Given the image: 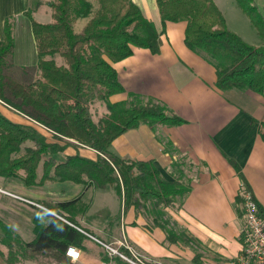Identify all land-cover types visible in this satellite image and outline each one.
<instances>
[{
    "label": "trees",
    "instance_id": "1",
    "mask_svg": "<svg viewBox=\"0 0 264 264\" xmlns=\"http://www.w3.org/2000/svg\"><path fill=\"white\" fill-rule=\"evenodd\" d=\"M155 2L163 27L167 22L186 23L184 44L213 66L219 90L238 89L264 96V46L250 45L230 31L212 0ZM235 2L264 42V17L253 0ZM48 6L51 11L48 23H39L27 14L40 71V78L34 83H20L5 73L14 50V38L12 18L3 22L0 105L26 117L30 124L13 123L0 113V177H19L27 186L49 181L109 186L121 202V214L133 209L152 219L153 225L164 231L168 242L192 246L166 211L181 207L191 190V180L183 181L181 170L178 177L165 180L152 161L120 157L111 151L114 139L140 125L155 131L158 125L185 123L151 98L128 94L122 102L109 100L124 92L112 64L130 57L134 48L158 54L161 34L132 0H49ZM81 18L87 22L75 33L73 24ZM56 55L61 57L62 64L56 63ZM94 102H102L107 111L97 121L91 113ZM261 128L264 142V123ZM39 129L51 133L52 141L48 142ZM28 141L33 145L24 146ZM82 146L95 151V158L78 153L63 156L62 161L55 158L69 147ZM229 162L242 180L241 192L235 197L240 216L241 193L251 190L237 164ZM40 163L42 175L36 180ZM38 204L44 209L36 208L32 221L35 238L29 243L0 221V246L7 250L5 255L0 248V258L6 264H16L19 257L35 258L45 253L56 264H71L65 250L69 246L81 248L88 238L70 224L79 227L73 216L80 208L86 211L87 205L79 197ZM257 207L264 219V209L258 203ZM109 259L105 255L104 261Z\"/></svg>",
    "mask_w": 264,
    "mask_h": 264
},
{
    "label": "crops",
    "instance_id": "2",
    "mask_svg": "<svg viewBox=\"0 0 264 264\" xmlns=\"http://www.w3.org/2000/svg\"><path fill=\"white\" fill-rule=\"evenodd\" d=\"M48 1L32 8V0H0V38L4 20H13L14 50L5 73L20 83H34L40 78L27 14L35 21L40 19L39 23L50 22ZM132 1L161 34V47L156 55L147 49L134 48L130 57L112 64L124 89L113 95L112 103L125 101L128 94L151 98L185 123L158 125L155 131L140 125L114 139L111 151L120 157L152 161L165 180L178 177L180 170L183 181L191 180V190L181 207L166 211L192 246L180 242L164 245V231L150 233L141 214L133 209L124 215L121 211L116 213L108 204L111 198L107 194H95L98 187L70 181L27 186L19 177H0V190L13 195L0 192V221L29 243L35 238L32 221L37 207L33 203L67 202L79 197L87 205L86 211L80 208L73 216L79 227L104 242L125 236L154 264H237L242 250L239 237L242 220L235 197L241 192L242 180L229 160L237 164L254 199L264 209V142L260 136L264 96L238 89L219 90L213 66L184 44L186 23L167 22L163 27L155 0ZM253 3L264 17V0ZM224 19L227 25L225 16ZM0 113L13 123L30 124L26 117L7 106L0 105ZM39 131L48 142L52 141L51 133ZM76 153L89 159L96 156L95 151L82 146L69 147L55 158L62 161ZM185 166L189 170L186 173ZM39 167L41 174L36 171V180L41 178L42 163ZM119 203L122 208L120 200ZM77 249L80 258L77 262L70 261L71 264H119L115 259L104 261L103 249L91 239ZM44 255L35 258L44 259ZM40 259L26 260L24 264H47L46 259Z\"/></svg>",
    "mask_w": 264,
    "mask_h": 264
},
{
    "label": "built area",
    "instance_id": "3",
    "mask_svg": "<svg viewBox=\"0 0 264 264\" xmlns=\"http://www.w3.org/2000/svg\"><path fill=\"white\" fill-rule=\"evenodd\" d=\"M0 192L13 196L3 190ZM33 205L44 209L38 204L33 203ZM240 209L242 224L239 237L242 250L237 258V264H264V219L259 216L256 200L250 191H242ZM70 225L100 245L104 254L110 259L120 260L124 264H154L132 246L124 236L111 242H104L81 228ZM65 255L71 262H77L80 258V251L76 247L69 246L65 250Z\"/></svg>",
    "mask_w": 264,
    "mask_h": 264
},
{
    "label": "rangeland",
    "instance_id": "4",
    "mask_svg": "<svg viewBox=\"0 0 264 264\" xmlns=\"http://www.w3.org/2000/svg\"><path fill=\"white\" fill-rule=\"evenodd\" d=\"M213 1H215L218 4L219 8L223 11L224 16H225L226 21H227V25H228L230 30L235 31L236 34L241 36L244 39V41H246L248 43H253V44L258 45V46H264V42L259 38V36L256 33V30L251 25V23L249 22L247 17L239 9L235 0H213ZM42 2H45V0H32V8L34 7L35 4L38 5L39 3H42ZM35 19H38V18H35ZM37 21H40V19ZM86 22H87V19H85V18L78 19L73 24L74 32L79 33L82 30V28L85 26ZM54 60L56 61L57 64H62V59L60 56H57V55L54 56ZM109 100H110V102H113V96L110 97ZM105 111H106V108L102 102H94L93 105L91 106V113H92L93 120L97 121L100 117L104 116ZM29 145H32V142L28 141L24 144V146H29ZM187 166H185V168H184L185 173H186V170L188 169ZM37 174H41V168L40 167L37 169ZM105 188L95 189L94 192H95V194L97 193L100 195L107 194V196H109L111 198L110 202H108L111 210L118 213L119 211H121V207H120V203H119V200L117 199L115 191L110 187H105ZM143 217L146 219L145 216H143ZM118 218H120V217H118ZM112 219H113V217H112ZM119 220H121V219H119ZM121 222H122V220H121ZM146 226L148 228V231L152 234H155L156 230H159L160 232H162L160 228L156 229L158 227L153 225L152 219H150V220L146 219ZM123 235H124V233H123ZM165 236H166V234H165ZM167 242L168 241L166 239L164 245ZM129 243L131 245H134L130 241H129ZM0 248L4 251V254L7 255L6 248L4 246H0ZM40 258H41V256L39 258L38 257L37 258H28L27 256L19 257V262H17L16 264H24L26 260L40 259ZM43 258L44 259H40V260L43 261L46 259L47 264H56V263H54L53 260L50 259L49 255L45 254L43 256ZM0 264H6L4 262V259L0 258Z\"/></svg>",
    "mask_w": 264,
    "mask_h": 264
}]
</instances>
